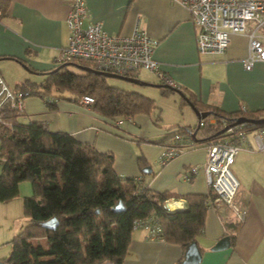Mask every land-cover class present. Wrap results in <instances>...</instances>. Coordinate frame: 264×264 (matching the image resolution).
<instances>
[{
	"label": "crops",
	"instance_id": "crops-1",
	"mask_svg": "<svg viewBox=\"0 0 264 264\" xmlns=\"http://www.w3.org/2000/svg\"><path fill=\"white\" fill-rule=\"evenodd\" d=\"M85 1L88 9L85 25L100 21L108 33L122 36L131 35L137 28L145 29L158 39L154 58L160 63L161 71L178 86L193 91L202 102L215 104L227 112L241 108L264 109V61L256 62L251 70L245 68L248 40L244 35H234L224 54L201 53L190 12L181 3L173 0ZM2 5V76L12 89L26 79L43 81L46 77L43 72L59 65L56 59L69 41L67 17L71 0H2ZM141 71H145L142 77L139 76ZM141 71L137 77L158 88L154 94L146 95L156 102L170 100L173 96V116H169L163 104H158L162 117L159 124L145 113L116 120L103 116L91 105L82 104L80 99L73 100L69 93L53 99L56 107L51 109L38 95L26 97L22 120L40 121L50 131L71 133L80 141L92 143L101 152L114 153V168L118 174L140 178L155 191L182 196L209 194L211 188L203 168L207 150L203 144L189 146L164 164L159 161L163 148L159 141L170 133L169 127L198 125L197 113L185 116L188 111H183L184 106L181 107L180 100L178 102L173 95L179 93L164 95L162 87L156 85L163 84L161 79L148 70ZM251 132L250 139L255 144ZM190 140L188 138L187 144ZM140 155L149 161L145 171L138 164ZM193 167H197L196 173L189 178L188 171ZM232 167L239 180L237 198L247 206V217L241 222L233 243L225 223L236 220L234 213L229 207L221 212L209 205L204 228L196 236L201 258L192 264H264V157L257 151L241 150ZM32 193V183L23 181L18 196L0 200L1 261L11 253L10 240L29 222L23 202L24 197ZM166 203L173 206L169 209L171 212L188 208L184 197L171 198ZM225 236H229V244L214 249ZM186 251L179 244L153 237L146 228L137 227L123 264H178L181 259L184 263Z\"/></svg>",
	"mask_w": 264,
	"mask_h": 264
},
{
	"label": "trees",
	"instance_id": "trees-1",
	"mask_svg": "<svg viewBox=\"0 0 264 264\" xmlns=\"http://www.w3.org/2000/svg\"><path fill=\"white\" fill-rule=\"evenodd\" d=\"M0 8L3 14L2 0ZM71 63L96 69L89 60ZM43 74L46 75L43 81L26 79L14 89L27 91L28 96L38 95L50 109L56 107L53 99L69 93L76 101L91 95L94 97L93 110L115 120L139 113L153 116L157 124L162 119L161 108L154 98L112 85L109 77L101 73L83 69L73 71L69 65L60 63ZM178 88L185 94L180 99L181 107L190 102L198 110L210 114L201 120L200 126H170L172 132L159 141L162 147L206 146L214 138L227 136L224 132L217 134L225 127L224 121L233 126L241 116L264 117V109L241 108L227 112L215 104L202 102L186 87ZM161 92L168 95L175 91L162 87ZM22 115L23 109L10 105L0 108V200L18 196L23 181H30L33 186V193L25 196L23 202L29 222L10 240L12 250L4 262L100 264L108 261L123 264L134 221L149 216L158 218L161 239L179 244L184 250L196 241L204 228L209 199L215 197L213 190L209 194L185 196L155 191L140 178L118 174L114 168V153L101 152L92 143L80 141L71 133L50 131L40 121L24 122ZM260 127H264V123H246L242 128L250 132ZM183 134L191 139L188 145L175 138ZM138 164L145 171L149 161L140 155ZM181 197L187 200L188 208L169 211L166 202ZM120 202L122 207H119ZM47 221H53L52 226L44 225ZM225 225L234 243L242 223L227 220ZM178 264H184L183 259Z\"/></svg>",
	"mask_w": 264,
	"mask_h": 264
},
{
	"label": "built area",
	"instance_id": "built-area-1",
	"mask_svg": "<svg viewBox=\"0 0 264 264\" xmlns=\"http://www.w3.org/2000/svg\"><path fill=\"white\" fill-rule=\"evenodd\" d=\"M186 6L195 25L198 49L201 53L224 54L234 35H244L248 40V53L243 61L246 69H253L258 61H264V0H173ZM2 10L0 8V15ZM88 15L85 0H71L67 17L70 31L69 41L61 48L56 62L66 63L76 60H89L96 69L121 75L148 70L157 75L161 81L173 87H179L175 81L166 76L160 63L154 58L158 39L152 37L145 29H136L131 35L122 36L108 33L100 21L84 24ZM27 91L12 89L0 72V108L10 105L23 109ZM80 102L92 105L94 97L84 95ZM211 121V120H210ZM213 122V121H212ZM201 125L203 122L201 121ZM224 138H214L207 143L206 160L203 168L206 180L215 197L209 200L211 207L223 212L229 207L236 220L245 221L248 208L238 198L239 180L232 170L236 155L241 150L257 151L264 157V127L250 132L242 127L245 124L228 125L224 121ZM251 132V133H252ZM183 145H188V137L176 135ZM195 147V144H191ZM186 149L185 146L163 147L159 161L166 163ZM197 167L188 171L189 178L196 173ZM169 210V209H168ZM134 228L144 227L153 237H160L161 225L156 216L136 219Z\"/></svg>",
	"mask_w": 264,
	"mask_h": 264
},
{
	"label": "water",
	"instance_id": "water-1",
	"mask_svg": "<svg viewBox=\"0 0 264 264\" xmlns=\"http://www.w3.org/2000/svg\"><path fill=\"white\" fill-rule=\"evenodd\" d=\"M64 64L65 65H74V66L78 67L79 69H83V70H86V71L98 72V73H101V74L105 75L106 77L123 79V80L129 81V82H132V83H136V84H140V85H148V84H151V83H148L146 81L141 80L137 76L121 75V74L114 73V72L102 71V70L94 69V68H91V67H88V66H84V65H81V64H73L71 62H66ZM156 85L159 86V87L161 86V87L171 88L174 91H176L179 94H181V96H183V97L185 96V94L183 93V91L180 90L178 87H173V86H170V85L164 84V83L163 84H156ZM189 104L196 111V113H197V115L199 117L198 126H200L201 125L200 124L201 123V120L203 118L207 117L210 114V112L209 111H200V110H198L194 106V104H192L190 102H189ZM246 123H257V124H261V123H264V117H261V118H258V119H253V118H248V117H245V116H241V117H238L236 119V121L234 122V124H246ZM227 128L228 127H224L217 134L225 132L227 130ZM193 134L195 135L196 132H194ZM122 206H123V204H122V202H120L119 207H122ZM165 206L168 209H170V204L169 203H166ZM53 221H47V222L44 223V225L52 226ZM227 244H229V236L223 237L213 248L214 249H219V248H222V247L226 246ZM200 258H201L200 250H199V248L197 246V242L194 241L187 248L186 258L184 260V263H186V264L196 263L197 261L200 260ZM0 264H7V263L0 260ZM100 264H114V263L105 261V262L100 263Z\"/></svg>",
	"mask_w": 264,
	"mask_h": 264
},
{
	"label": "rangeland",
	"instance_id": "rangeland-1",
	"mask_svg": "<svg viewBox=\"0 0 264 264\" xmlns=\"http://www.w3.org/2000/svg\"><path fill=\"white\" fill-rule=\"evenodd\" d=\"M69 68L73 71H79L80 69L74 65H69ZM145 73V71H141L139 76H143ZM109 83L115 86H118L120 88H124L127 90H137V91H141L145 94H154V92H156L158 90V88H156L155 86H151V85H140V84H136V83H132L123 79H118V78H112L109 77ZM176 95V99H178V102L180 100V98L182 97L181 94H173ZM152 96V95H151ZM173 97V96H172ZM170 98V100H166L164 102H162V100L160 101V99L158 100L157 104L161 105L163 104L166 108L165 111H167V113L169 114V116H173V112L175 111V105L173 104V98ZM183 111H188L185 112V116H188L189 113H196L194 111V108L190 105V104H186L184 106ZM176 114V113H175ZM177 115V114H176ZM169 132H172V130H169ZM1 168H2V162L0 160V173H1ZM233 170V167H232ZM30 183V181H29Z\"/></svg>",
	"mask_w": 264,
	"mask_h": 264
},
{
	"label": "bare ground",
	"instance_id": "bare-ground-1",
	"mask_svg": "<svg viewBox=\"0 0 264 264\" xmlns=\"http://www.w3.org/2000/svg\"><path fill=\"white\" fill-rule=\"evenodd\" d=\"M170 208H172V209H173V206H170Z\"/></svg>",
	"mask_w": 264,
	"mask_h": 264
}]
</instances>
